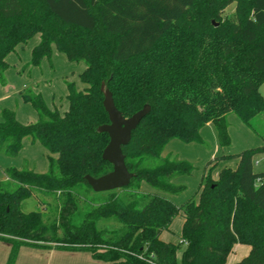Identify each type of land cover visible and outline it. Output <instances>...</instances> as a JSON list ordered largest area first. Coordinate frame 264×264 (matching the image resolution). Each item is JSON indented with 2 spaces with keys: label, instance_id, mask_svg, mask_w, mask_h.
<instances>
[{
  "label": "trees",
  "instance_id": "16d2710c",
  "mask_svg": "<svg viewBox=\"0 0 264 264\" xmlns=\"http://www.w3.org/2000/svg\"><path fill=\"white\" fill-rule=\"evenodd\" d=\"M231 3L234 15H222ZM36 35L30 63L50 58L54 46L68 61L84 63L83 88L67 84L63 112L40 94H23L36 122L22 124L14 111L0 112V152L17 156L28 138L45 148L49 163L41 173L11 167L0 182L6 264L27 245L87 251L104 264H225L237 243L249 252L232 264H264V161L254 166L264 144L221 156L236 158V166L222 168L217 178L210 173L214 164L208 166L182 206L139 191L144 182L179 194L175 178L192 175L189 161L163 154L169 140L202 143L200 131L212 123L219 145L227 146L229 113L251 127L264 111V0H0V71L7 53ZM102 83L124 117L150 109L122 146L135 177L95 194L84 176L112 169L101 158L108 135L97 131L109 122ZM32 189L63 196L57 218L45 222L40 212L22 210ZM177 215L180 240L165 242L160 235ZM110 220L119 227L102 225Z\"/></svg>",
  "mask_w": 264,
  "mask_h": 264
},
{
  "label": "rangeland",
  "instance_id": "374dc122",
  "mask_svg": "<svg viewBox=\"0 0 264 264\" xmlns=\"http://www.w3.org/2000/svg\"><path fill=\"white\" fill-rule=\"evenodd\" d=\"M236 3H231L225 7L222 15L233 16ZM215 21V20H213ZM38 41V37L33 36L26 44L17 46L13 51L7 53V67L5 71H0V112L2 109H10L15 112L20 123L26 124L36 122L38 116L30 102L24 100L25 93L40 94L49 108L56 106L61 112L67 109V84L74 82L78 89L83 88L79 82L78 75L84 69L83 62L68 61L62 52L52 46L50 58H42L36 65L30 63L31 49ZM260 93L264 97V81L260 85ZM227 125L230 143L227 146H220L216 130L213 124H205L200 131L202 143H186L181 140L171 139L165 146L163 154H171L180 159L189 161L194 170L192 175H182L175 178L174 183L182 187L179 194L171 192H161L149 187L146 183H141L139 191L144 193H156L164 198L170 199L175 205L182 206V203L192 197L201 182L204 172L208 166L214 164L210 170L212 178H217L219 171L228 166H235L237 159L233 157L221 158L229 154H239L243 150L255 148L264 144V111L258 113L250 126L240 122L234 113L227 115ZM22 150L17 156H8L0 152V182H6V172L11 167L17 169L30 168L38 173L46 172L49 163L47 162L46 150L39 143H32L27 139L22 144ZM264 161V152L256 154L254 166L259 168ZM14 184H12V187ZM94 192V191H93ZM106 192V191H104ZM104 192H94L103 194ZM63 196L56 194H44L36 189H32L31 196L22 203L24 212L38 211L42 214L45 222H50L58 217L59 204ZM83 206V202H78ZM182 216L177 215L170 225L168 232H163V239L179 242ZM77 222V221H76ZM108 229L118 228L119 224L113 221L103 223ZM180 253V252H179ZM236 257V256H235ZM231 256L229 262L236 258ZM26 261V260H24ZM23 259L20 264H23Z\"/></svg>",
  "mask_w": 264,
  "mask_h": 264
},
{
  "label": "water",
  "instance_id": "95a60500",
  "mask_svg": "<svg viewBox=\"0 0 264 264\" xmlns=\"http://www.w3.org/2000/svg\"><path fill=\"white\" fill-rule=\"evenodd\" d=\"M214 25L215 22L213 21ZM100 90L103 92V107L108 113L109 122L97 127V131L105 132L108 135V142L103 148L101 158L112 165V169L100 177L85 175L87 184L94 192H104L117 190L127 186L135 175L129 172L125 160L122 146L127 145L131 135L139 122L149 113L150 106L144 105L140 110L133 113L130 117H124L116 109L111 91L102 83Z\"/></svg>",
  "mask_w": 264,
  "mask_h": 264
},
{
  "label": "crops",
  "instance_id": "0c3cea01",
  "mask_svg": "<svg viewBox=\"0 0 264 264\" xmlns=\"http://www.w3.org/2000/svg\"><path fill=\"white\" fill-rule=\"evenodd\" d=\"M26 139L30 141L28 138H25L24 140ZM235 166H233L232 168H234ZM162 233L160 235L161 239L165 242L170 241L163 239ZM232 250L233 251L231 252V254H229V256L227 257L225 264H232L247 256L249 252V246L241 245L237 243L233 246ZM9 252H10V244L0 240V264L7 263ZM231 256L233 257L236 256L235 257L236 260L232 259L231 262H229ZM22 259H23L22 262L23 264H104L103 262L94 259L93 256L87 251H82V250L66 251L61 249L57 250V249H46V248L40 249L29 245L21 246L18 249V252L16 254V259L13 264H20V261Z\"/></svg>",
  "mask_w": 264,
  "mask_h": 264
}]
</instances>
